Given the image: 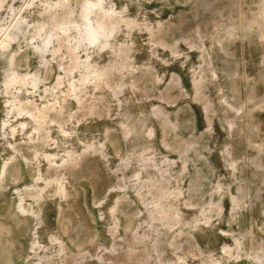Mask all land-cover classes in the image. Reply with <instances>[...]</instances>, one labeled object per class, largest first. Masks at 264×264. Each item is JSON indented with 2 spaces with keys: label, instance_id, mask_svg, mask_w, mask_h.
I'll return each instance as SVG.
<instances>
[{
  "label": "rangeland",
  "instance_id": "rangeland-1",
  "mask_svg": "<svg viewBox=\"0 0 264 264\" xmlns=\"http://www.w3.org/2000/svg\"><path fill=\"white\" fill-rule=\"evenodd\" d=\"M86 1L0 0V264H264V0Z\"/></svg>",
  "mask_w": 264,
  "mask_h": 264
},
{
  "label": "bare ground",
  "instance_id": "bare-ground-1",
  "mask_svg": "<svg viewBox=\"0 0 264 264\" xmlns=\"http://www.w3.org/2000/svg\"><path fill=\"white\" fill-rule=\"evenodd\" d=\"M71 0H57V4L68 7ZM72 8V7H71ZM91 16V18H89ZM92 16H94L98 21L94 22ZM74 19V18H73ZM72 19V20H73ZM74 21V20H73ZM75 22V21H74ZM77 22V21H76ZM115 18L111 15L110 11L106 10L105 8L100 7V4L96 0H88L83 4V10L80 14V19L77 22L78 23V30L81 34L82 41L86 42V45L88 44H95L98 39L105 38L104 36V30L106 29H112L116 25ZM18 24V23H17ZM15 27V26H14ZM42 33V32H41ZM79 34V35H80ZM104 36V37H103ZM80 37V36H79ZM80 37V38H81ZM85 45V46H86ZM95 46V45H94ZM4 45H2L1 48H3ZM2 50V49H1ZM41 53V51H40ZM42 60V58H41ZM41 63V62H40ZM68 63V62H67ZM65 66V64H64ZM11 73V72H10ZM6 75V74H5ZM10 75V74H9ZM94 75V74H93ZM91 76V75H90ZM36 77V76H35ZM11 79V78H10ZM14 80V77L12 78ZM3 80V78H2ZM17 80V79H15ZM93 80V79H92ZM36 81V80H35ZM11 83V82H10ZM119 85V84H118ZM71 86V84L69 85ZM73 86V85H72ZM119 88V87H118ZM74 89V88H72ZM144 116V115H143ZM142 116V118H143ZM153 117V116H152ZM143 121V120H142ZM145 122V119L144 121ZM136 124V123H134ZM133 124V125H134ZM139 124V123H138ZM141 125V124H140ZM146 127V126H145ZM132 128H135L132 126ZM142 128V127H141ZM138 129V128H136ZM150 129V128H149ZM148 129V130H149ZM137 130V132H140ZM143 130V129H142ZM132 132V131H131ZM148 132V131H147ZM133 133V132H132ZM135 134V133H134ZM140 134V133H139ZM138 134V135H139ZM132 135V134H131ZM136 135V134H135ZM137 136V135H136ZM142 137V136H141ZM154 137V136H153ZM146 138V137H145ZM154 139V138H153ZM151 140V139H150ZM140 146V145H139ZM147 183V182H146ZM162 208V204L160 200L155 201L150 207H147V213L150 217V220L153 221L159 220L161 218V214L157 215L158 211ZM169 212V211H167ZM169 215V214H167ZM151 224V223H150ZM168 237V236H167ZM157 249V246H156ZM134 253H131V255ZM161 254V253H160ZM144 256V254H143ZM157 256V255H156ZM132 259L134 257H131ZM172 264V263H171Z\"/></svg>",
  "mask_w": 264,
  "mask_h": 264
}]
</instances>
